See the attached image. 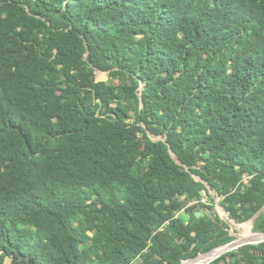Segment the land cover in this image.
Returning <instances> with one entry per match:
<instances>
[{
  "label": "trees",
  "instance_id": "obj_1",
  "mask_svg": "<svg viewBox=\"0 0 264 264\" xmlns=\"http://www.w3.org/2000/svg\"><path fill=\"white\" fill-rule=\"evenodd\" d=\"M210 190L264 232V0H0V264H180Z\"/></svg>",
  "mask_w": 264,
  "mask_h": 264
},
{
  "label": "rangeland",
  "instance_id": "obj_2",
  "mask_svg": "<svg viewBox=\"0 0 264 264\" xmlns=\"http://www.w3.org/2000/svg\"><path fill=\"white\" fill-rule=\"evenodd\" d=\"M96 78L97 80H107L109 82H119V78L117 77H110L108 72L106 71H101V70H96ZM158 138V137H154ZM212 199V200H211ZM222 197L216 194L215 191L210 190V196L204 195L202 198L203 203L205 204H211L213 205L212 210H208L206 208L202 207H196L197 212L201 214L202 212L208 211L212 215H218L222 219L228 221L231 225L230 233L235 236V238H239L242 236H248L250 234H253L257 231H254L253 229V224H254V219H248L243 222H238L226 209L225 207L222 206L221 204ZM184 217H187L185 212H182L181 214ZM202 264V263H201Z\"/></svg>",
  "mask_w": 264,
  "mask_h": 264
},
{
  "label": "water",
  "instance_id": "obj_3",
  "mask_svg": "<svg viewBox=\"0 0 264 264\" xmlns=\"http://www.w3.org/2000/svg\"><path fill=\"white\" fill-rule=\"evenodd\" d=\"M206 190L203 191V193H205ZM204 212H202L201 214H203ZM199 215V213H198ZM257 215H255L253 217L254 221L256 219ZM260 242H264V232H255L253 234H250L248 236H242L239 238H235L234 240H232L231 242L211 249L209 251L206 252H202L199 253L196 256L190 257L186 260H183L180 264H184V262L186 261H201V260H205L207 261L206 264H209L211 261H213L214 259L220 257L221 255H223L226 252H229L231 250H234L242 245H246V244H257ZM135 264H138V261L135 262Z\"/></svg>",
  "mask_w": 264,
  "mask_h": 264
},
{
  "label": "bare ground",
  "instance_id": "obj_4",
  "mask_svg": "<svg viewBox=\"0 0 264 264\" xmlns=\"http://www.w3.org/2000/svg\"><path fill=\"white\" fill-rule=\"evenodd\" d=\"M207 261L201 260V261H186L184 264H206Z\"/></svg>",
  "mask_w": 264,
  "mask_h": 264
}]
</instances>
